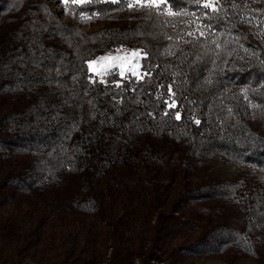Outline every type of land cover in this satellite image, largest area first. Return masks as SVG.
I'll return each mask as SVG.
<instances>
[{
  "label": "trees",
  "instance_id": "1",
  "mask_svg": "<svg viewBox=\"0 0 264 264\" xmlns=\"http://www.w3.org/2000/svg\"><path fill=\"white\" fill-rule=\"evenodd\" d=\"M129 1L7 4L0 264H264V0ZM119 43L141 78L90 72ZM217 157L238 173L195 177Z\"/></svg>",
  "mask_w": 264,
  "mask_h": 264
},
{
  "label": "rangeland",
  "instance_id": "2",
  "mask_svg": "<svg viewBox=\"0 0 264 264\" xmlns=\"http://www.w3.org/2000/svg\"><path fill=\"white\" fill-rule=\"evenodd\" d=\"M10 0H0V26L4 24V22L11 18L12 14L9 12V9L6 7ZM28 1H36V0H22V4H26ZM46 1L50 4L52 9L57 10L60 13V16L63 19H66V15H68V6L70 3L74 2H82L85 0H66V2H62V0H40ZM213 2L215 0H209ZM163 0H156V3H152V0H130L129 3L132 4L133 9L137 10L140 7L144 6H154L159 7L162 4ZM160 8V7H159ZM7 9V10H6ZM167 16L170 17H179L178 14L166 11ZM123 17L118 21H125L128 19V16L131 15V12L123 13ZM121 14H119L120 16ZM181 17V16H180ZM83 27L86 30H95L104 25L111 24V21L99 20V19H91L88 15H83L82 19ZM119 49V51H117ZM139 53V56L142 57L143 54L139 49L133 48L129 45H125L119 43L112 48L106 50L103 53H98L92 56L88 60V67L91 73L96 75L101 80H109L114 79L115 82H120L121 79L125 77H136L141 78L146 74V71L141 67V58H137L133 55V53ZM103 57V59H100ZM133 72L136 75H133ZM123 73V76H121ZM139 172L143 173L144 169H138ZM238 173V169L230 164L223 157H217L214 160L210 161L206 165L202 166L199 171L196 172L195 177H203L210 176L215 178H230L235 176ZM135 264H139L136 262ZM189 264H259L252 258H240L239 260L233 263H227L226 261L215 257V256H198L194 258Z\"/></svg>",
  "mask_w": 264,
  "mask_h": 264
},
{
  "label": "snow or ice",
  "instance_id": "3",
  "mask_svg": "<svg viewBox=\"0 0 264 264\" xmlns=\"http://www.w3.org/2000/svg\"><path fill=\"white\" fill-rule=\"evenodd\" d=\"M62 2H66V0H62ZM114 2H118V3H119V2H127V0H114ZM152 3H156V0H152ZM128 7H132V4H131V3H128ZM203 7H204L205 9H208V8L210 7V5H209V4H204ZM201 34H203V33H201ZM117 51H119V49H118ZM133 55H134L135 57H137L138 59L141 58V57L139 56V53H138V52L133 53ZM143 58L146 59V56L143 57ZM100 59H103V57H101ZM133 75H136V73L133 72ZM121 76H123V73H121ZM168 87H169V89H171V85H169ZM169 107L175 108V104L173 103V104L169 105ZM167 114H168V113H165V115H167ZM175 118H176L177 120H179V119L181 118L179 112H177V113L175 114ZM196 123L199 124L200 122H199V121H196Z\"/></svg>",
  "mask_w": 264,
  "mask_h": 264
}]
</instances>
